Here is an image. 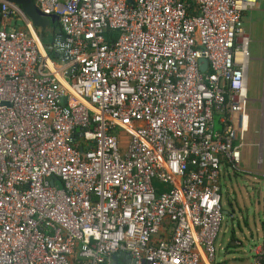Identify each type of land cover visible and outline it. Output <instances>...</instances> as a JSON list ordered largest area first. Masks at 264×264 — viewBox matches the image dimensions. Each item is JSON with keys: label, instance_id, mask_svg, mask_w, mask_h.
Wrapping results in <instances>:
<instances>
[{"label": "built area", "instance_id": "obj_1", "mask_svg": "<svg viewBox=\"0 0 264 264\" xmlns=\"http://www.w3.org/2000/svg\"><path fill=\"white\" fill-rule=\"evenodd\" d=\"M34 1L44 35L0 0V264H213L258 0Z\"/></svg>", "mask_w": 264, "mask_h": 264}, {"label": "rangeland", "instance_id": "obj_2", "mask_svg": "<svg viewBox=\"0 0 264 264\" xmlns=\"http://www.w3.org/2000/svg\"><path fill=\"white\" fill-rule=\"evenodd\" d=\"M248 34L247 114L249 130L240 148L237 168L221 167L223 218L215 240L216 259L227 255L233 264H250L252 246L261 241L264 222V0L242 18ZM48 31L45 32L47 34ZM51 35L46 39L49 43ZM218 126V124H217ZM120 132V131H119ZM262 165L258 164L259 156ZM235 233L242 241L237 249L228 246ZM259 239V240H258ZM226 250H229L226 252Z\"/></svg>", "mask_w": 264, "mask_h": 264}, {"label": "water", "instance_id": "obj_3", "mask_svg": "<svg viewBox=\"0 0 264 264\" xmlns=\"http://www.w3.org/2000/svg\"><path fill=\"white\" fill-rule=\"evenodd\" d=\"M21 7L25 15L39 28L40 31L45 30L49 25L58 27L59 17L56 14L45 13L34 0H7ZM200 65L201 70H205L207 62L204 58Z\"/></svg>", "mask_w": 264, "mask_h": 264}, {"label": "crops", "instance_id": "obj_4", "mask_svg": "<svg viewBox=\"0 0 264 264\" xmlns=\"http://www.w3.org/2000/svg\"><path fill=\"white\" fill-rule=\"evenodd\" d=\"M251 10H253V9H251ZM248 11H250V10H248ZM248 11H246L244 14H243V16L248 12ZM243 16H242V18H243ZM241 26H242V20H241ZM243 28V27H242ZM244 30V29H243ZM244 33H245V31H244ZM245 35L247 36V39H248V34H246L245 33ZM247 45H248V42H247ZM247 51H248V48H247ZM249 55V54H248ZM249 59V58H248ZM247 70H248V61H247ZM218 115L216 114V116H215V123H214V125H215V129L216 130H220V128H221V126H220V123H219V121H218ZM217 124H218V126H217ZM248 130H249V116H248ZM247 130V131H248ZM244 135H245V133H244ZM243 139H244V136H243ZM242 145H244V144H242ZM262 157H261V155L259 156V159H258V164L261 166L262 165ZM228 168L229 166H228V164H226L225 165V168ZM262 230H263V234H262V238H261V241L259 240L258 242H256L255 243V245H260V244H262L263 242H264V222H263V224H262ZM242 246L243 245V243H242V241H240L238 238H237V236L235 235V233L234 232H232V236L230 237V239L228 240V246L229 247H233L234 249H237V247L236 246ZM255 245H253L252 247V250H254V246ZM229 250H226V252H228ZM253 251H252V260H253ZM213 264H233V263H231V262H229V259H228V257H227V255H224V256H220L218 259H216L215 258V260H214V263ZM251 264V263H250Z\"/></svg>", "mask_w": 264, "mask_h": 264}, {"label": "trees", "instance_id": "obj_5", "mask_svg": "<svg viewBox=\"0 0 264 264\" xmlns=\"http://www.w3.org/2000/svg\"><path fill=\"white\" fill-rule=\"evenodd\" d=\"M41 34L44 35V31H42Z\"/></svg>", "mask_w": 264, "mask_h": 264}]
</instances>
